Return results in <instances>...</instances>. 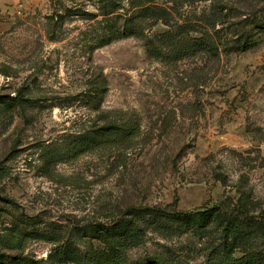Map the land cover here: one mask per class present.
Instances as JSON below:
<instances>
[{
  "label": "rangeland",
  "instance_id": "374dc122",
  "mask_svg": "<svg viewBox=\"0 0 264 264\" xmlns=\"http://www.w3.org/2000/svg\"><path fill=\"white\" fill-rule=\"evenodd\" d=\"M100 1L0 0V96L10 99L0 104V264H108L97 230L145 207L220 209L261 226L240 241L219 222L201 232L189 220L145 223L131 261L212 264L230 246L264 254V33L246 52L224 51L264 22V0H144L168 16L151 39L169 31L219 47L184 57L140 38L100 47ZM99 73L96 110L87 91Z\"/></svg>",
  "mask_w": 264,
  "mask_h": 264
},
{
  "label": "trees",
  "instance_id": "16d2710c",
  "mask_svg": "<svg viewBox=\"0 0 264 264\" xmlns=\"http://www.w3.org/2000/svg\"><path fill=\"white\" fill-rule=\"evenodd\" d=\"M100 2L103 15L100 23L102 24V35L98 37L100 47H105L122 39L140 38L145 41L147 49L154 54L163 52L162 55L169 53V55L174 54L177 57H184L204 50L209 51L213 55H218L219 53V47L215 45L214 39H211L210 36L190 38L180 34L181 37H178L169 31H165L163 34L160 32V39H151L147 32L152 30L153 26H158L160 20L166 21L168 17L165 11L160 9L155 3H146L147 1L145 2L144 0H129L130 8L127 9L126 2L128 0H102ZM92 15L95 16L94 14ZM249 25L243 34L238 35L236 39L232 38L233 44H227L224 51L232 54L246 52L252 47L255 35L264 33V22L257 24L254 21ZM167 43L169 44V49L166 47ZM90 83L91 86L87 91V96L90 99V105L97 110L101 108L106 95V80L99 73L97 76L92 77ZM8 100L10 99L7 96H0V104H7ZM21 101H25V103L31 102L24 98H21ZM106 117L108 116H102V118ZM113 126L116 127V124L109 122L103 127L110 128ZM138 129L137 123H134L129 128V136H133ZM92 144L96 145L99 142L94 141ZM92 144H88L82 149H86ZM188 220L194 221L193 229L197 232L206 229L212 224L211 222L224 224L223 232L226 237L228 238L231 235L235 237V240L240 241L250 239V237L253 238V234H256L257 231L259 232L261 226L257 219L247 218L245 222H242L238 217L232 218L220 209H212L204 213H167L159 208L145 207L134 209V211L125 216V220L116 222L112 227L97 230V236L105 243H108L112 250L111 257L113 258L108 264H168L161 258L131 261L127 258V254L131 248L139 244L141 240L140 233L143 231L142 224L160 226L163 221L165 223L168 221L183 223ZM237 247H225L220 249L215 255H211L212 264H264V254L261 252L259 255L256 252L248 251V253L244 252L242 256H238V253H236Z\"/></svg>",
  "mask_w": 264,
  "mask_h": 264
}]
</instances>
